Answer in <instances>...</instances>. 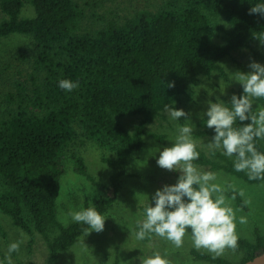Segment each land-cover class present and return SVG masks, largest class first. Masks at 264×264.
<instances>
[{
    "label": "trees",
    "instance_id": "16d2710c",
    "mask_svg": "<svg viewBox=\"0 0 264 264\" xmlns=\"http://www.w3.org/2000/svg\"><path fill=\"white\" fill-rule=\"evenodd\" d=\"M258 3L264 0H147L142 8L129 4L122 11L89 16L86 0H0V39L21 34L34 40L31 55L23 56L26 77L5 95L0 115V211L32 238L35 233L43 237L48 264H61V254L87 228L59 218L57 197L67 153L75 172L102 192L85 209L94 206L104 215L117 200L129 162L145 147L148 126L164 117L166 104L180 110L204 77L215 71L225 75L221 62L234 51L248 49L264 58V17L249 15ZM26 5L34 8V16H22ZM65 79L79 86L62 90L58 84ZM169 82L175 86L168 88ZM233 95L242 96L243 88L213 103L231 108ZM258 100L264 107V98ZM136 117L132 129L123 121ZM206 120L198 122L196 137L203 144H196L200 156L193 163L264 184V174L250 179L247 170L236 171L235 155L209 150L215 131ZM249 123L237 119L233 127ZM82 136L113 153L102 157L110 168L108 183L92 176L84 156L72 148ZM254 144L264 154V139ZM234 196L248 210L241 196ZM0 235L7 237L1 222ZM236 249L244 252L238 264L253 259L264 253V234L257 229L253 241L237 237ZM192 253L196 260L235 264L207 252Z\"/></svg>",
    "mask_w": 264,
    "mask_h": 264
},
{
    "label": "rangeland",
    "instance_id": "374dc122",
    "mask_svg": "<svg viewBox=\"0 0 264 264\" xmlns=\"http://www.w3.org/2000/svg\"><path fill=\"white\" fill-rule=\"evenodd\" d=\"M157 0H149L154 2ZM89 16L93 12L107 13L110 11H122L129 4L142 8L147 0H86ZM107 9V10H106ZM34 8L26 5L22 16H34ZM4 17L0 8V20ZM98 17V15L94 16ZM90 18V17H89ZM86 19L88 24L91 18ZM34 45L32 37L13 34L0 39V115L3 110L5 95L13 90L17 79L24 80L27 73L28 60L23 56H30ZM256 62L264 66V58H257L248 49L234 51L230 56L224 58L221 71H215L210 76L204 77L194 88L192 99L180 105L181 109L189 114V119L194 125L192 140L195 144L202 145L203 141L196 137L198 122L205 116L208 110V102L221 99L230 95L232 90L243 88L235 80L232 73H249L250 63ZM253 110L264 108L258 98H251ZM128 127L137 123L139 119H123ZM185 123L182 117L179 121L171 120L165 112L164 117L148 126L144 135L145 147L137 152L128 164L127 174L121 182L120 193L115 203L103 215L105 218L104 230L100 233L91 232L89 235H82L78 242L68 251L61 254V264H141L140 257H151L159 253L162 258L168 260L169 264H213L196 260L192 251L197 250L191 238L186 232L183 244L177 248L165 238L149 234L144 240L136 239V232L139 231L138 222L145 219V208L155 206L152 196L157 190L165 185H175L181 173L179 169L168 171L160 168L156 161L159 152L164 148L172 147L175 143L178 128ZM132 127V128H131ZM163 136V140L156 139L152 134ZM72 148L84 156L89 167L90 174L97 180L108 183L110 180V168L103 162L104 155H113L94 142L80 137ZM159 149V151H156ZM194 164V163H193ZM75 161L71 158V152L67 153L66 172L61 178V189L58 197V213L61 221L67 217L69 212L85 209L86 203L95 205L101 195L89 179L75 172ZM199 172H212L216 179L211 183L220 185L226 199L227 206H230L235 214V234L237 237H244L249 240L255 239V232L258 229L264 234V184H249L243 179L223 171H214L208 167L194 164ZM243 192V196L240 193ZM237 193L248 205V210L238 205L234 194ZM217 194H213L215 197ZM235 197V196H234ZM187 202V198H185ZM244 218L245 223L240 219ZM67 224L72 223L67 217ZM0 222L7 231V237L0 235V264H8V246L14 242H20L18 252L11 254L12 264H48L49 249L39 233L34 238L22 229L16 227L12 219L0 211ZM65 224V223H64ZM199 252H208L206 249H199ZM221 257L238 264L244 256V252L238 249L225 248Z\"/></svg>",
    "mask_w": 264,
    "mask_h": 264
},
{
    "label": "clouds",
    "instance_id": "9594fccd",
    "mask_svg": "<svg viewBox=\"0 0 264 264\" xmlns=\"http://www.w3.org/2000/svg\"><path fill=\"white\" fill-rule=\"evenodd\" d=\"M252 14L264 17V3L252 6L249 15ZM248 67L251 69L249 73H232L235 80L242 85L243 95L231 97V108L219 100L215 103L209 101L208 110L203 115L207 117L206 127L215 131L212 141L207 145L209 150H213L214 154V150L223 149V154L230 158L235 155V170H247L249 178L256 179L264 174V154L259 153L254 144L255 139H264V108L254 112L251 98H264V66L252 62ZM58 86L71 92L79 85L78 82L65 79L60 80ZM174 86V82L167 84L168 88ZM164 111L171 120L179 121L183 117L185 123L178 128L179 134L173 146L159 152L156 163L168 171L178 168L181 175L175 185H165L152 196L155 206L145 208V219L138 222L136 239L144 240L149 234H155L179 248L183 244L186 230L191 229L194 247L214 253L213 258L223 254L225 248L235 250V214L227 206L220 185L211 183L216 179V174L199 172L193 164V161L199 159L200 153L196 151V144L192 140L194 125L189 114L167 104ZM237 119L240 122L250 120L251 123L237 129L233 127ZM213 194H217L215 199ZM240 195L243 196V192ZM67 217L73 222L87 225L84 229L86 235L104 230L105 218L94 206L69 212ZM67 217L62 221L65 224L68 222ZM240 222L245 223L246 220L242 217ZM22 242H14L8 246V264H12L11 254L19 251ZM140 261L141 264H169L159 253L151 257H140Z\"/></svg>",
    "mask_w": 264,
    "mask_h": 264
},
{
    "label": "water",
    "instance_id": "95a60500",
    "mask_svg": "<svg viewBox=\"0 0 264 264\" xmlns=\"http://www.w3.org/2000/svg\"><path fill=\"white\" fill-rule=\"evenodd\" d=\"M243 264H264V253L255 256L253 259L248 260Z\"/></svg>",
    "mask_w": 264,
    "mask_h": 264
}]
</instances>
